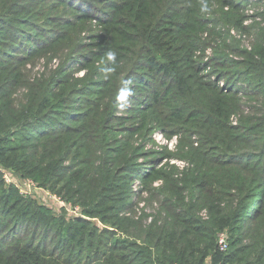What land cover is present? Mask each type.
Instances as JSON below:
<instances>
[{
    "label": "trees",
    "instance_id": "1",
    "mask_svg": "<svg viewBox=\"0 0 264 264\" xmlns=\"http://www.w3.org/2000/svg\"><path fill=\"white\" fill-rule=\"evenodd\" d=\"M149 1V6L148 0H138L134 7L126 1L117 6L126 22L123 29H104L110 34L104 36L110 55L104 79L97 81V72L95 79L78 88L76 84L86 80L71 83L60 67L32 90L22 109L9 99L14 86L9 60L17 53L16 44L9 42L20 35L2 32L11 26L2 27L3 17L12 24L16 19L11 6L0 9V44L3 40L10 49L0 51V165L79 205L85 217L55 219L14 187L6 189L0 174V264H264V29L258 48L246 53L223 39L212 43L210 35L200 41L206 35L201 15L209 0H188L177 12L168 8L173 0ZM224 7L239 10L232 2ZM26 38L35 46L41 43ZM45 38L40 51L61 48L67 40L63 32ZM80 46L76 37L65 58L67 70L74 65L82 72L93 68L92 59L76 55ZM205 46H212V61L220 64L216 82L203 81L202 72L209 65L193 60ZM23 49L27 56L32 54L29 45ZM229 52L242 56L241 61L229 60ZM133 80L144 85L157 118L177 125L179 130L171 135L186 126V132L201 142L188 153L194 169L179 181L187 189H197L198 196L177 212L171 198L180 201L184 189L168 181V198L161 204L163 225L152 223L138 236L130 235L129 219L121 215L129 204L111 195L118 161L122 165L128 157L127 148L109 145L108 127L125 86ZM240 84L244 86L237 88ZM244 97L256 99L261 108L244 105ZM243 110L249 115L244 117ZM236 116L239 123L232 125L230 118ZM209 150L220 158L204 156ZM150 177L141 175L143 182ZM201 207L207 208L208 220L197 217ZM98 218L115 229L100 231L90 223ZM220 234L226 237L225 251L219 249Z\"/></svg>",
    "mask_w": 264,
    "mask_h": 264
},
{
    "label": "rangeland",
    "instance_id": "2",
    "mask_svg": "<svg viewBox=\"0 0 264 264\" xmlns=\"http://www.w3.org/2000/svg\"><path fill=\"white\" fill-rule=\"evenodd\" d=\"M125 1L128 2V5L131 3L132 7L138 2V0H0V9L11 6L12 9L9 10L12 12L11 17L16 19V24H12L10 19L3 17L2 27L6 24L11 26H5L2 28L4 30L1 31L6 33V36L13 33L17 35L19 33L20 35L19 38L14 37L16 40H12L13 42H9L16 44L17 47L14 58L9 60V64L14 69L12 74L14 86L11 88L9 96L13 106L17 109L27 107L30 101L29 94L32 90L46 81L60 67H64L67 71L64 75L71 79V83L72 81L86 80L78 82L76 84L78 88L84 86L87 81L95 79L94 75L97 72L101 73L100 77L96 78L97 81L104 79L106 74L102 71L109 69L108 61L110 57L107 52L108 44L104 38L105 35L110 34L105 33L104 29H110L109 27L123 29L126 20L118 14L117 6L124 5ZM167 1L169 3L171 0ZM187 2L189 1L173 0L168 8L177 12L182 8L184 9ZM230 2L237 5L239 10L230 11L229 8L226 9L224 7L225 3L229 4ZM150 3L148 0V6ZM207 4L204 13L201 15V29H205L206 35L201 36L200 41H206L207 35L208 37L210 35L212 43H218L223 39L226 45L233 44L238 46L239 51L246 53H251L258 48V37L264 29V0H209ZM13 10L17 11L14 13ZM163 19L167 20L166 18ZM239 22L242 24L240 29L244 30L237 27ZM161 25L162 28H169L166 24ZM77 30H79V35L76 33ZM57 32H63L67 36L65 46L40 51V47H44L47 41L45 37ZM211 32L214 34L212 35ZM26 37H32L41 43H37L35 46L32 42H28L29 39ZM76 37L81 44V48L77 50L76 55L79 54L80 57L87 56L93 60V68L86 72L77 71L78 66L76 65L73 69H66L69 64L66 63L65 58L70 53ZM2 43L0 44V51L9 52L10 49L7 45ZM24 45L33 48L32 54L29 56L25 54V49L20 50ZM211 47L205 46L202 53H195L193 58L194 61L198 62L197 64L209 65L208 70L202 72L203 81L205 82H216L218 79L215 77L216 72L220 71V64L212 61L213 50ZM37 49L38 51H35ZM19 52L22 54H19ZM101 52H103L101 57L95 55V53ZM21 57H26L25 61L15 60ZM241 57L230 54V52L228 56L229 60L233 61H241ZM229 63L232 64L230 61ZM86 76H88L87 79H85ZM224 83L225 79L219 81L218 86H224ZM243 86L240 84L236 87L242 88ZM249 94L250 92H248ZM92 97L94 96H90V98ZM250 99L248 100L247 97L242 98L243 101L246 100V103L243 104H251L258 109L261 108L256 99ZM150 104V97L144 85L139 86L138 82L133 80L128 86H125L122 98L115 110V119L108 126L111 129L109 130L111 140L109 145L111 147L122 145L127 148V161L122 165L121 160L118 161L117 167H120L115 174L116 183L111 195L117 197L121 201L120 203L129 204L124 208L121 215L129 219L130 223L126 225V229L132 236H138L141 230L152 223H156L160 227L163 225L166 216L162 212L161 204L163 197L168 198V192H165L169 189L168 181H173L179 188L184 189L181 192L180 201L171 198L177 202V212L189 203L191 197H197V194H199L197 189H187L185 185L179 183V181H185L188 170L194 169V164L190 162L188 153L199 148L201 145L199 138L190 136L186 132V126H183L176 135H171L172 131L179 130L177 125L172 124L169 126L163 120L158 119L155 107L153 108ZM67 107H72V105ZM78 108L77 104L76 109ZM65 109H67L66 111L71 110V108ZM241 113L244 117L249 115L244 110ZM236 117L230 118L232 125L239 123V116ZM63 123L71 125L68 121ZM209 152L210 150L205 152L204 156L208 154L209 157L220 158L219 154H211L215 153L213 151ZM144 173L151 174L150 179L146 182H143L141 178ZM0 174L5 182V188L8 189L7 186L14 188L17 186L18 189H15L20 195L19 190L22 189L27 179L10 168L1 165ZM4 177H7L8 182ZM260 191L257 192V197ZM26 198L48 209L55 219L61 216L65 217L66 221L74 217L85 218L81 215L79 205L67 202L62 196L49 188L38 187L37 191H32ZM120 203H116L115 206L119 207ZM256 203V201L253 202L251 210ZM198 204L201 205L200 201H198ZM197 217L208 220L209 212L207 208L201 207ZM90 223L100 231L109 232L115 229L111 228L110 224L101 223L99 218L90 220ZM100 231L98 235H100ZM121 237L125 238L126 236L122 235Z\"/></svg>",
    "mask_w": 264,
    "mask_h": 264
},
{
    "label": "built area",
    "instance_id": "3",
    "mask_svg": "<svg viewBox=\"0 0 264 264\" xmlns=\"http://www.w3.org/2000/svg\"><path fill=\"white\" fill-rule=\"evenodd\" d=\"M6 178L7 177H4V179L7 181ZM15 188L18 189L17 186ZM37 189H38V186H36L32 181L27 179L25 183L23 184L22 189L19 190V192H20V195L24 196L25 198L29 196L32 191H37ZM218 245L221 251H225L227 249L226 237L224 234L219 235Z\"/></svg>",
    "mask_w": 264,
    "mask_h": 264
}]
</instances>
